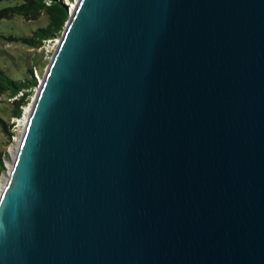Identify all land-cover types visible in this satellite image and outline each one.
Instances as JSON below:
<instances>
[{"label":"water","instance_id":"water-1","mask_svg":"<svg viewBox=\"0 0 264 264\" xmlns=\"http://www.w3.org/2000/svg\"><path fill=\"white\" fill-rule=\"evenodd\" d=\"M0 264H264V0H75Z\"/></svg>","mask_w":264,"mask_h":264},{"label":"rangeland","instance_id":"rangeland-1","mask_svg":"<svg viewBox=\"0 0 264 264\" xmlns=\"http://www.w3.org/2000/svg\"><path fill=\"white\" fill-rule=\"evenodd\" d=\"M16 0H0V7L14 4ZM71 10L75 0H62ZM46 16L39 13L34 18H24L17 14L0 17V70L11 76L33 80L31 87L9 97L0 93V189L11 165L15 148L23 131L28 111L31 108L37 88L47 68L58 36L43 38L38 45L28 44L23 37L31 35L38 26L46 24ZM24 99L17 105L19 114L13 112L14 100Z\"/></svg>","mask_w":264,"mask_h":264},{"label":"trees","instance_id":"trees-1","mask_svg":"<svg viewBox=\"0 0 264 264\" xmlns=\"http://www.w3.org/2000/svg\"><path fill=\"white\" fill-rule=\"evenodd\" d=\"M44 13L46 16V24L38 26L29 36L23 37L28 44L38 45L43 38L58 36L68 17L67 6L62 0H16L14 4L0 7V17H10L13 15H23L24 18H34L39 13ZM34 84L33 80L20 76H11L0 70V93L7 94L9 97L16 95L25 88L31 87ZM21 99L14 100L13 112L19 114L17 105L24 99L21 94ZM1 168V160H0Z\"/></svg>","mask_w":264,"mask_h":264},{"label":"bare ground","instance_id":"bare-ground-1","mask_svg":"<svg viewBox=\"0 0 264 264\" xmlns=\"http://www.w3.org/2000/svg\"><path fill=\"white\" fill-rule=\"evenodd\" d=\"M4 181H5V179H4ZM4 184V183H3Z\"/></svg>","mask_w":264,"mask_h":264}]
</instances>
